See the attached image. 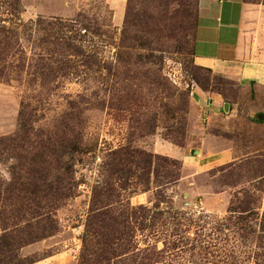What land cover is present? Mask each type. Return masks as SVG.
<instances>
[{
    "label": "rangeland",
    "instance_id": "1",
    "mask_svg": "<svg viewBox=\"0 0 264 264\" xmlns=\"http://www.w3.org/2000/svg\"><path fill=\"white\" fill-rule=\"evenodd\" d=\"M199 3L0 0L22 26L0 55V264H264V96L195 65ZM38 19L75 21L85 43L42 60ZM197 89L244 114L211 124ZM208 132L238 159L199 167Z\"/></svg>",
    "mask_w": 264,
    "mask_h": 264
},
{
    "label": "crops",
    "instance_id": "2",
    "mask_svg": "<svg viewBox=\"0 0 264 264\" xmlns=\"http://www.w3.org/2000/svg\"><path fill=\"white\" fill-rule=\"evenodd\" d=\"M202 29L207 32L204 45L197 40ZM194 45L199 68L234 81L244 96H264V0H200ZM196 95L206 103L204 111L211 124L222 112L227 119L244 114L243 108L229 103L223 94L197 89ZM197 151L201 154L198 166L204 170L231 164L239 157L231 138L211 132Z\"/></svg>",
    "mask_w": 264,
    "mask_h": 264
},
{
    "label": "trees",
    "instance_id": "3",
    "mask_svg": "<svg viewBox=\"0 0 264 264\" xmlns=\"http://www.w3.org/2000/svg\"><path fill=\"white\" fill-rule=\"evenodd\" d=\"M4 22L5 20L2 23H0V55L2 59H4L2 51L10 52L14 44L12 35L16 34L18 36L19 34L18 30L22 27L21 25H18L17 23H14V22L6 23V24H4ZM197 23H198V15L196 19V29H197ZM75 24H76L75 21H67L63 19H53V20L38 19L34 22H31L30 26H28L30 29V33L32 32L36 33L39 31L46 32V38L44 37L43 40H40V43L44 41L40 47V50L46 52V53L43 52V54L40 55L42 57V60H44L43 58H45V60H52L51 56L53 55H56L58 59V56H63V55L65 56L64 54L65 52H67V55L70 53H76V49L81 47L80 44L83 45V43H85L84 36L86 35L87 31L83 33L81 29H79L78 27H75L76 26ZM1 46H3V48ZM10 53L12 54V52ZM73 55L76 56L75 54H71V56ZM57 59L56 61H51L53 62V64L48 62L44 66L40 67V71L42 72L44 71L45 74L46 72L52 71L55 65L54 62H60V60H57ZM70 61L75 62V60H71V59ZM9 66L11 67V69H14L12 65L9 64ZM3 75H4V72L0 69V80L2 79ZM24 113H27V112L24 110L21 111L20 113L21 118L26 117ZM23 128H25V125H23ZM241 204H242L241 210L238 212L237 218L239 216V219L244 220L247 218L248 214L253 213V210L246 203L242 202ZM190 216L192 215H187V213H182V214H179V218H176L177 216L176 217L173 216L172 219L175 221L174 223L176 222L178 223L177 225L181 227H185L184 222H187V224H189L190 222H188V220H183V222H180V220L184 217H190ZM261 217L262 218L264 217V213L261 214ZM154 227L155 225L153 224V228ZM163 227H166V226H162V229ZM260 228H262V225L260 226ZM162 231L159 230V231H156L155 233H157V235H161ZM168 235L170 237L176 236L174 234H169V233ZM196 237L199 238L200 235L196 234L194 238ZM208 237L209 236H207V238Z\"/></svg>",
    "mask_w": 264,
    "mask_h": 264
},
{
    "label": "water",
    "instance_id": "4",
    "mask_svg": "<svg viewBox=\"0 0 264 264\" xmlns=\"http://www.w3.org/2000/svg\"><path fill=\"white\" fill-rule=\"evenodd\" d=\"M226 109H228V105H226ZM196 153L198 154V151H196Z\"/></svg>",
    "mask_w": 264,
    "mask_h": 264
}]
</instances>
